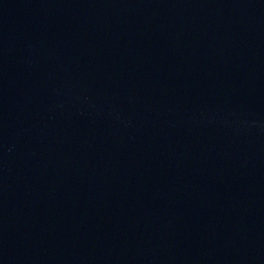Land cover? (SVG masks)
Masks as SVG:
<instances>
[{"label": "water", "instance_id": "95a60500", "mask_svg": "<svg viewBox=\"0 0 264 264\" xmlns=\"http://www.w3.org/2000/svg\"><path fill=\"white\" fill-rule=\"evenodd\" d=\"M0 264H264V0H0Z\"/></svg>", "mask_w": 264, "mask_h": 264}]
</instances>
